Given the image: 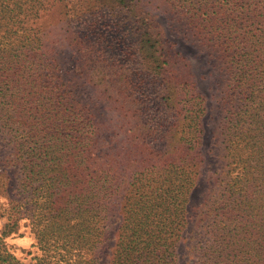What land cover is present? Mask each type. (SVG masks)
I'll list each match as a JSON object with an SVG mask.
<instances>
[{
    "label": "trees",
    "instance_id": "obj_1",
    "mask_svg": "<svg viewBox=\"0 0 264 264\" xmlns=\"http://www.w3.org/2000/svg\"><path fill=\"white\" fill-rule=\"evenodd\" d=\"M161 3L229 74L226 179L197 207L210 109ZM56 44L102 110L66 81ZM0 132L13 147L0 264H95L116 207L110 264H180L193 222L200 264H264V0H0ZM23 228L29 263L7 242Z\"/></svg>",
    "mask_w": 264,
    "mask_h": 264
},
{
    "label": "rangeland",
    "instance_id": "obj_2",
    "mask_svg": "<svg viewBox=\"0 0 264 264\" xmlns=\"http://www.w3.org/2000/svg\"><path fill=\"white\" fill-rule=\"evenodd\" d=\"M151 7H149V10ZM154 15L159 24L163 27L166 36L170 40L178 42L180 50L192 63L196 82L201 92L208 99L207 106L210 109L204 120L206 136L203 145V153L206 159V167L203 171L204 183L198 188L192 198L191 207L203 205L209 196L221 187V180H225V167L227 164L225 151V137L223 134L224 123L228 114L224 107V97L228 89L227 80L229 74L224 63L219 60V56L214 53L207 45L199 43L194 34L192 25L181 12L172 10L165 3H161L159 8L154 9ZM51 23L55 25L56 19L51 18ZM53 33H57L55 28ZM206 44V42L204 43ZM55 56L64 71L66 81H76L74 90L80 94V99L91 107L102 110L103 105L97 103L92 98V90L85 85L79 75L76 74L75 64L71 55L65 48L55 45ZM68 77V78H67ZM69 79V80H68ZM73 81V82H74ZM69 83V84H70ZM73 87V84H71ZM13 152V147L8 139L0 132V167L6 164ZM12 173L16 170L9 168ZM13 175V174H12ZM221 176V180H217ZM213 190V192H211ZM3 222L0 221V231ZM119 226L118 207L111 209L108 216L105 243L97 250L95 264H110L111 255L115 244V232ZM186 231L185 243L180 247V264H200L199 254L193 253L196 242L201 240L205 243L202 230L192 227ZM195 230V232L193 231ZM201 233V236H197ZM197 234V235H196ZM9 245L13 246L16 256L24 263H29L32 257L38 255L36 239L29 229L23 228L21 232L7 239Z\"/></svg>",
    "mask_w": 264,
    "mask_h": 264
}]
</instances>
